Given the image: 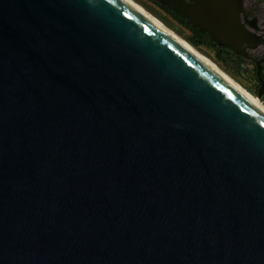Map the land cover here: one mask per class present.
<instances>
[{"label":"water","instance_id":"water-1","mask_svg":"<svg viewBox=\"0 0 264 264\" xmlns=\"http://www.w3.org/2000/svg\"><path fill=\"white\" fill-rule=\"evenodd\" d=\"M160 1L261 97L242 0ZM0 264H264V111L126 0H0Z\"/></svg>","mask_w":264,"mask_h":264},{"label":"trees","instance_id":"trees-1","mask_svg":"<svg viewBox=\"0 0 264 264\" xmlns=\"http://www.w3.org/2000/svg\"><path fill=\"white\" fill-rule=\"evenodd\" d=\"M149 1L165 12L179 28L174 27L172 23L166 21L164 16H158L156 12H152L166 25L178 32L191 46L208 54L223 71L244 85L250 93L255 95L259 93L260 81L254 60H249L244 55L234 52L227 45L217 43L207 31L194 26L185 17L178 14L174 9L160 0ZM180 29L187 33H183ZM249 54L255 57L251 52ZM255 59L257 58L255 57ZM259 76L264 80V65L262 63L260 64ZM260 98L264 102V87Z\"/></svg>","mask_w":264,"mask_h":264},{"label":"flooded vegetation","instance_id":"flooded-vegetation-1","mask_svg":"<svg viewBox=\"0 0 264 264\" xmlns=\"http://www.w3.org/2000/svg\"><path fill=\"white\" fill-rule=\"evenodd\" d=\"M240 18L249 30L264 41V0H242ZM259 47L255 50H260V53L254 56L257 58L256 60L261 61L260 64L264 65V59H262L264 57V44H261ZM255 50H251L250 52L254 54Z\"/></svg>","mask_w":264,"mask_h":264},{"label":"bare ground","instance_id":"bare-ground-1","mask_svg":"<svg viewBox=\"0 0 264 264\" xmlns=\"http://www.w3.org/2000/svg\"><path fill=\"white\" fill-rule=\"evenodd\" d=\"M126 1L129 2L131 5H133L136 9H138L141 13H143L146 17H148L155 24H157L160 28H162L165 32H167L170 36H172L175 40H177L180 44H182L185 48H187L190 52H192L195 56H197L200 60H202L205 64H207L215 72H217L220 76H222L224 79H226L229 83H231L234 87H236L239 91H241L252 102H254L260 109H262L264 111V105L260 102L259 99H257L256 97H254L253 95L248 93L245 89H243L240 85H238L233 79H231L226 73H224L220 68H218L214 63H212L207 58H205L202 54H200L189 43H187L185 40L180 38L172 30L167 28L164 24H162L159 20H157L153 15L148 13L142 6H140L134 0H126Z\"/></svg>","mask_w":264,"mask_h":264},{"label":"rangeland","instance_id":"rangeland-1","mask_svg":"<svg viewBox=\"0 0 264 264\" xmlns=\"http://www.w3.org/2000/svg\"><path fill=\"white\" fill-rule=\"evenodd\" d=\"M136 3H138L140 6H142L148 13H150L151 15H153L157 20H159L162 24H164L167 28H169L170 30H172L175 34H177L180 38H182L183 40H185L178 32H176L174 29H172L170 26L166 25L158 16H164L165 20L172 23V25L176 28H179V26L173 22L171 20V18L165 13L163 12L159 7H157L156 5H154L152 2H150L149 0H134ZM180 4L183 7V3L182 0H179ZM184 7H186L184 5ZM191 9V8H189ZM156 12V14H158V16H156V14H154L153 12ZM181 30V29H180ZM183 33H187L186 31L181 30ZM186 41V40H185ZM187 42V41H186ZM188 43V42H187ZM260 45H258L257 47H259ZM193 47V46H192ZM256 47V48H257ZM194 48V47H193ZM256 48H254L253 50H255ZM260 48V47H259ZM196 49V48H195ZM200 54H202L205 58H207L209 61H211L212 63H214L218 68L221 69V67L215 63L212 58L206 54L205 52L196 49ZM257 53H260V50L258 51H254L253 55H257ZM222 70V69H221ZM223 71V70H222ZM224 73H226L225 71H223ZM227 74V73H226ZM228 75V74H227ZM231 79H233L238 85H240L243 89H245L248 93H250L245 87L244 85H242L241 83H239L238 81H236L234 78H232L230 75H228ZM251 95H253L254 97H256L257 99L260 100V102L264 105V102L261 98H258L257 95L250 93Z\"/></svg>","mask_w":264,"mask_h":264}]
</instances>
